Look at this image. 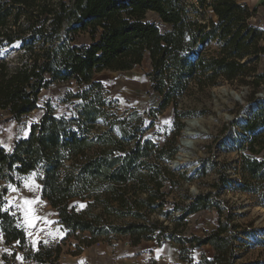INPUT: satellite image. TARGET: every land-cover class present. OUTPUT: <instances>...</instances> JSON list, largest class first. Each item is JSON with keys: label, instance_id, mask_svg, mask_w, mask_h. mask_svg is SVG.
I'll list each match as a JSON object with an SVG mask.
<instances>
[{"label": "trees", "instance_id": "obj_1", "mask_svg": "<svg viewBox=\"0 0 264 264\" xmlns=\"http://www.w3.org/2000/svg\"><path fill=\"white\" fill-rule=\"evenodd\" d=\"M197 5L212 13L204 23L192 18L196 5L190 0H0V50L21 43L16 57L0 56L6 120L20 121L37 109L41 90L56 81L90 85L71 95L82 101L70 114L57 115L48 104L29 135L14 139L12 150L0 144V231L7 245L16 244L11 255H3L5 264L19 251L25 261L55 264L63 252L60 244L28 248L25 230L6 208L9 184L31 172L38 174L42 197L58 211L65 239H78L74 254L124 235L133 246L174 242L184 260L196 248H213L211 256L203 254L193 264H264L245 259L254 246L264 247V234L256 237L253 220L241 221L246 213L221 197L232 181L226 167L213 183L215 193H191L184 184L205 173L206 165L191 176L187 169L176 171L166 159L175 158L178 145L169 151L158 146L140 133L132 116L118 120L101 94L93 93L103 86L94 81L96 73L130 71L148 60L151 105L159 112L173 105L179 132L185 113L178 105L185 95L225 80L248 78V84L264 86L259 68L264 1L254 7L241 0H197ZM199 43L204 47L197 53ZM241 125L248 134L237 144L248 154L242 155L239 188L264 207V101ZM72 200L86 206L78 210ZM208 208L217 211L216 227L203 236L188 235V216Z\"/></svg>", "mask_w": 264, "mask_h": 264}, {"label": "rangeland", "instance_id": "obj_2", "mask_svg": "<svg viewBox=\"0 0 264 264\" xmlns=\"http://www.w3.org/2000/svg\"><path fill=\"white\" fill-rule=\"evenodd\" d=\"M190 2L196 5L190 8L192 18L202 23L206 22L212 13L198 6L197 0H190ZM148 17L154 19L155 14L150 13ZM260 26L264 27V20L261 21ZM82 39L87 40L85 36ZM20 46L21 44L11 45L1 49L0 56L14 58L20 51ZM259 68L264 70V54L260 58ZM150 71L149 61L145 60L141 66H136L130 71L104 70L96 73L94 81L101 82L103 86L101 90L93 89V93L101 94L100 98L105 102V109L114 113L118 120L132 116L135 127H141L140 133L144 137L153 139L158 146L165 145L167 151L173 144L176 146L180 144L179 150L181 149L180 141L185 135L187 120L201 119L204 129L198 131L200 134L194 138L195 155L189 157V160L193 161V167L175 170L187 169L188 172L190 170L196 172L204 165H206V170L205 173L200 172L193 182L185 183L184 186L188 187L193 194L211 190L215 193L213 183L220 177L219 170L225 166L232 181L228 186L223 187L221 197L236 202L238 212L246 213L244 217L239 218L241 221L253 220L256 228L263 227L264 207L255 203V197L251 193L239 188L243 180L242 155L248 154V149L240 150V144L237 143L243 141L248 134V131H245L240 124L248 120V113L242 119L244 122H240L241 116L245 113L248 104L255 102L264 93V86L256 88L253 84H248V78L246 82L240 79L225 80L219 85L185 95L178 105V110L185 113L181 115L183 128L177 132L174 106L170 105L163 112H159L151 105L148 93L151 83L148 74ZM89 88L90 85L79 84L73 79L56 81L49 88L41 90L38 108L20 121L6 120L9 116L8 112L0 109V144L12 150L14 139L29 135L31 125L40 119L48 104L52 105L57 115L70 114L82 101V98H73L71 95ZM223 88L231 90V93L224 94ZM233 93L243 97L244 102L242 103L239 97V99H233ZM138 119L142 121L141 126H139ZM98 123L104 126L101 118ZM145 128L146 131H143ZM231 128L234 130L235 142L231 139H229L230 142L228 141ZM171 161L166 159L172 167ZM9 188L6 208L16 217L17 224L25 230L28 237L27 247L36 250L41 244L62 246L63 252L55 264H193L201 259L203 254L208 256L213 254V248L205 245L192 250L189 259L184 260L180 256V246L174 242L159 244L156 241H143L133 246L128 236L124 235L113 236L110 240L102 239L90 246H83L80 253L74 254L73 252L78 250V239L74 236L65 239L67 232L59 220L58 211L42 197L37 172L16 176V182L9 184ZM173 197L174 194L169 196V198ZM71 205H76L77 209L81 210L86 206V202L72 200ZM217 216L214 208L189 215L187 218L188 235L203 236L211 231L217 225ZM259 220H262L260 224ZM261 236L263 234L256 235V237ZM13 247H16V244L7 245L0 231V264L6 263L3 255L5 253L11 255ZM245 259L250 261L264 259V247L254 246L247 252ZM10 264L52 263L50 261L47 263L25 261L22 258V252L19 251L17 259H10Z\"/></svg>", "mask_w": 264, "mask_h": 264}, {"label": "bare ground", "instance_id": "obj_3", "mask_svg": "<svg viewBox=\"0 0 264 264\" xmlns=\"http://www.w3.org/2000/svg\"><path fill=\"white\" fill-rule=\"evenodd\" d=\"M16 45H17V43H16ZM222 92L224 94H227V93H231V90H229L227 88H225V89L223 88ZM239 96L240 95H236V93H233L232 98L233 99L241 98L240 101L243 103L244 102L243 97H239ZM254 106H255V102L250 103L247 107V109H248L247 112L251 111L252 108H254ZM243 116H244V113L242 114L240 121L243 119ZM227 118H231V117L227 116ZM187 121H188V123H187V126L185 127V131H186L185 135L182 138V140L180 141L181 142V150H179L180 152L178 151L181 158L177 157V159L180 162H182L183 164L190 161V163H187L188 164L187 167L192 168L194 164H193V161L189 160V157L195 155V152H194L195 150H193V145L195 142L194 138H196L200 134V133H198V131L200 132L202 129H204V127H203V123H202L201 119L190 118ZM229 137H230V134L228 135V141L230 142Z\"/></svg>", "mask_w": 264, "mask_h": 264}, {"label": "water", "instance_id": "obj_4", "mask_svg": "<svg viewBox=\"0 0 264 264\" xmlns=\"http://www.w3.org/2000/svg\"><path fill=\"white\" fill-rule=\"evenodd\" d=\"M19 44H21L20 42L17 44V45H19ZM16 45V46H17ZM13 46H15V44L13 45ZM203 47H204V44L203 43H199L197 46H196V52L197 53H200L201 52V50L203 49ZM261 101H264V93L263 94H261L260 95V97L255 101V106H254V108H252V110L251 111H249V112H247V109H245V113H244V116L243 117H246V113H248V118H249V115H250V113L252 112V111H254V110H256L258 107H259V105H260V102ZM249 105V104H248ZM187 123H188V121H186ZM240 122H244V121H240ZM114 132L118 135V136H120V130H119V128L118 127H115L114 129ZM233 129L231 128L230 130H229V133H230V137H229V139H231V140H233L234 141V137H233ZM235 142V141H234ZM180 144H178V146H179ZM181 150V149H180ZM176 158L174 159V160H172L171 161V165H172V167L174 168V169H182V168H188L187 166H188V164L187 163H190V161L189 162H186V163H182V162H180L178 159H177V157L178 158H181V156L179 155V152L176 154V156H175ZM195 173V171H193V170H190L189 171V175L191 176V175H193ZM263 217H264V215H263ZM262 222V220H259V224ZM258 229V234H264V226L263 227H258L257 228Z\"/></svg>", "mask_w": 264, "mask_h": 264}, {"label": "crops", "instance_id": "obj_5", "mask_svg": "<svg viewBox=\"0 0 264 264\" xmlns=\"http://www.w3.org/2000/svg\"><path fill=\"white\" fill-rule=\"evenodd\" d=\"M247 2L250 6L254 7L262 3L264 0H241ZM263 21V20H262ZM261 23V22H260ZM134 78V77H133Z\"/></svg>", "mask_w": 264, "mask_h": 264}, {"label": "built area", "instance_id": "obj_6", "mask_svg": "<svg viewBox=\"0 0 264 264\" xmlns=\"http://www.w3.org/2000/svg\"><path fill=\"white\" fill-rule=\"evenodd\" d=\"M142 64H143V63H142ZM142 64H141V65H142ZM141 65H138V66H141ZM247 121H248V120H247ZM247 121H246V122H247ZM246 122H245V123H246ZM240 124H243V123H240Z\"/></svg>", "mask_w": 264, "mask_h": 264}]
</instances>
